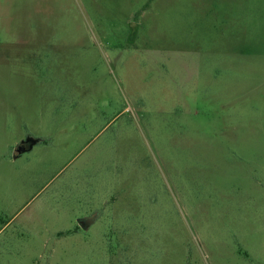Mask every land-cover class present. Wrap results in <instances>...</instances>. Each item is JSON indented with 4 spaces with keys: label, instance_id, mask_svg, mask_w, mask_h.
Segmentation results:
<instances>
[{
    "label": "rangeland",
    "instance_id": "374dc122",
    "mask_svg": "<svg viewBox=\"0 0 264 264\" xmlns=\"http://www.w3.org/2000/svg\"><path fill=\"white\" fill-rule=\"evenodd\" d=\"M0 264H264V0H0Z\"/></svg>",
    "mask_w": 264,
    "mask_h": 264
},
{
    "label": "water",
    "instance_id": "95a60500",
    "mask_svg": "<svg viewBox=\"0 0 264 264\" xmlns=\"http://www.w3.org/2000/svg\"><path fill=\"white\" fill-rule=\"evenodd\" d=\"M32 140H33V144H32V146L40 142V140H38V139H32ZM26 141H27V140H26ZM32 146L30 147V149L32 148ZM30 149H28V150H30ZM25 151H27V150H23V149H21V148H18L17 152H15V153L13 154V157L16 158V157H18L21 153H24ZM93 219H94L93 217H91V218H82V219L78 220V225H79L80 228H82L83 230L86 231V230L88 229V226H89L90 222H91Z\"/></svg>",
    "mask_w": 264,
    "mask_h": 264
},
{
    "label": "flooded vegetation",
    "instance_id": "af4514ba",
    "mask_svg": "<svg viewBox=\"0 0 264 264\" xmlns=\"http://www.w3.org/2000/svg\"><path fill=\"white\" fill-rule=\"evenodd\" d=\"M32 139H35L33 137H26L24 140H21L17 146H16V150H18V148H21L23 150H28L30 149V147L32 146L33 144V140ZM27 140V141H26Z\"/></svg>",
    "mask_w": 264,
    "mask_h": 264
}]
</instances>
